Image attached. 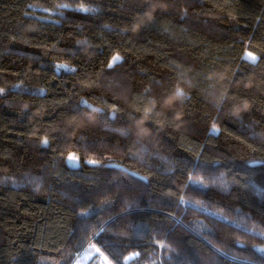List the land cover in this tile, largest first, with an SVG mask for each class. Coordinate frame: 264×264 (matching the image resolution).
Instances as JSON below:
<instances>
[{"label": "trees", "instance_id": "trees-1", "mask_svg": "<svg viewBox=\"0 0 264 264\" xmlns=\"http://www.w3.org/2000/svg\"><path fill=\"white\" fill-rule=\"evenodd\" d=\"M257 249L264 0H0V264Z\"/></svg>", "mask_w": 264, "mask_h": 264}, {"label": "rangeland", "instance_id": "rangeland-1", "mask_svg": "<svg viewBox=\"0 0 264 264\" xmlns=\"http://www.w3.org/2000/svg\"><path fill=\"white\" fill-rule=\"evenodd\" d=\"M249 54L250 53L248 51H245V53H244L245 59H250ZM251 56H253V55L251 54ZM70 156H72V155H69L67 157V160H66L68 166H70V162H69V157ZM72 157H74V156H72ZM71 164L77 166L78 165L77 159L75 158L73 161H71ZM75 166H70V167H75ZM77 258H78V261H77L76 264H87V262L91 258V255H89V254H81ZM94 264H106V263H105V260L102 257H99L98 261L96 263H94Z\"/></svg>", "mask_w": 264, "mask_h": 264}, {"label": "snow or ice", "instance_id": "snow-or-ice-1", "mask_svg": "<svg viewBox=\"0 0 264 264\" xmlns=\"http://www.w3.org/2000/svg\"><path fill=\"white\" fill-rule=\"evenodd\" d=\"M249 56H250V61L251 62H254L256 58L254 56H251V54H249ZM119 59L120 58L118 56L117 57H114L113 58V63H118L119 62ZM109 67H112V64H110ZM74 159H75V157H72V156L69 157L70 166H75V165L71 164V161H73ZM89 163L95 164L96 162L95 161H89ZM190 183L192 185H196L197 182L196 181H191ZM202 187L203 186L201 185V188ZM97 235H99V234H97ZM82 249H83V240H81V242H80V244L78 246V250H82ZM257 250L258 251H261V252H264V250H261V249H257ZM97 253H99V249H97Z\"/></svg>", "mask_w": 264, "mask_h": 264}]
</instances>
